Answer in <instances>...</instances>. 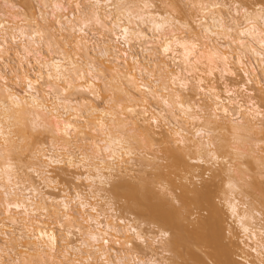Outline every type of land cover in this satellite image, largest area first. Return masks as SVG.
Segmentation results:
<instances>
[{
	"label": "bare ground",
	"instance_id": "1",
	"mask_svg": "<svg viewBox=\"0 0 264 264\" xmlns=\"http://www.w3.org/2000/svg\"><path fill=\"white\" fill-rule=\"evenodd\" d=\"M35 1L0 4V264H203L193 247L212 264H264L259 25L241 35L233 0Z\"/></svg>",
	"mask_w": 264,
	"mask_h": 264
},
{
	"label": "snow or ice",
	"instance_id": "2",
	"mask_svg": "<svg viewBox=\"0 0 264 264\" xmlns=\"http://www.w3.org/2000/svg\"><path fill=\"white\" fill-rule=\"evenodd\" d=\"M43 7H47V5H43ZM56 7H61V5H56ZM143 7L149 8V7H151V5L148 4L147 2H145ZM215 7H219V5H215ZM76 8H80L79 3L76 4ZM228 8H229L230 13H233V10H234V15H235L236 19H239L241 16L243 17L244 24H242L241 27L244 28V31L241 32V35L252 34L254 31H256V28L259 25V27L261 28V37H262V40H264V0H233V2L228 5ZM41 18H43V15L41 16ZM245 25H250L251 27H245ZM0 27H2V25H0ZM155 27L157 28V30H159L161 26L156 25ZM180 47L185 49V56L186 57L191 55V53L189 51H187V45L186 44H181ZM192 47L194 48L195 45H193ZM262 47H264V44H262ZM0 51H2V49H0ZM162 51L165 54H167L171 51L170 42L166 43L165 45L162 46ZM177 79H178L177 77L171 78L173 85L176 84ZM31 86H32V82L29 81L28 87L31 88ZM179 86H180V88H184V87H186V84L181 82ZM165 87L167 88V85ZM177 102H179V97H177ZM164 103L168 104V101H164ZM170 106L171 105H169V107ZM179 107L181 109H183V104H179ZM128 111L132 112L133 109L129 108ZM188 111H190V109ZM151 123L155 124V123H158V121L156 119H152ZM66 127H70V126H66ZM201 134L202 133H198V135H201ZM183 143H184L183 137L180 136L179 133H177L176 145L179 147ZM126 154L131 156L132 152L128 151ZM207 156L209 158V162L215 161L218 159L216 154L212 151H208ZM55 162L61 163L62 161L57 160ZM67 163L69 165H71L72 161L68 160ZM201 163H203V161H201ZM209 179H211V176H209ZM228 188H230V189L233 188V185L230 183L228 185ZM129 191H130V194L135 195L139 192V186L135 185V184L129 185ZM259 191H260V203L262 206H264V170H262V173H261V182L259 185ZM229 207L232 209L233 214H235V211H236L235 207L232 205H229ZM262 212H264V207H262ZM130 230L134 234V239H136V240L142 239V236H143L142 233L137 232L136 229H134V228H132ZM244 231L247 232L248 229L245 228ZM261 235H262V237H264V233H262ZM168 236H169L168 231H161L159 238L165 239ZM93 239H95V237H93Z\"/></svg>",
	"mask_w": 264,
	"mask_h": 264
},
{
	"label": "rangeland",
	"instance_id": "3",
	"mask_svg": "<svg viewBox=\"0 0 264 264\" xmlns=\"http://www.w3.org/2000/svg\"><path fill=\"white\" fill-rule=\"evenodd\" d=\"M7 1V5L9 6V7H11V6H15L16 8H15V11H17V12H19V13H23L24 11H25V5H26V8L28 9L29 7V11H32L33 10V12L34 11H36L37 10V8H38V4H37V1H35V0H25L24 2H25V4L23 5V0H6ZM159 0H155L154 1V4L156 3L157 4V6L159 5V2H158ZM170 1H172V2H174L175 4H178V7L179 8H181V10H187V8H189L188 7V3L187 2H183V1H181V0H170ZM28 4H27V3ZM2 3V0H0V4ZM29 5V6H28ZM36 69V68H35ZM34 69H30L29 68V73H30V75L31 76H33V71ZM40 139L41 140H44V136H40ZM86 150H87V153L89 154V152H90V150H89V148L88 147H86ZM159 153V152H158ZM160 154V155H159ZM159 154H157L159 157H162V155H161V153H159ZM242 161H244V160H242ZM247 161V160H246ZM246 161H244V162H246ZM159 163H165V161L163 162V160H162V162H160L159 161ZM249 167H251V166H249ZM205 169H207V168H203L202 167V169H198L199 170V173H200V175L202 176V178H201V176H200V178L201 179H199V180H197V181H194L195 183H197V184H200V182H202V180H206L207 179V173H206V175H204L203 173H205ZM83 170L82 171H78V174L79 175H82L83 174ZM56 173H58V172H56ZM156 173H157V171L156 170H150V174H148V176H146V179L148 180V181H150V182H155L156 181ZM249 174V173H248ZM250 175H251V177H252V174L250 173ZM255 178H253L252 177V179H253V181H254V179H258V181H259V176H258V178H256V176H254ZM77 177H76V175H74L73 173H67L66 174V177H65V180H64V182L62 183V184H64L67 188H69V189H72V188H76V189H78L79 191H84V185H83V179H76ZM260 181H261V179H260ZM250 182H252L251 181V178H250ZM252 184H250V186H251ZM259 186V185H258ZM257 186V187H258ZM255 187V186H254ZM254 187H252L251 186V188H253L254 189ZM249 189L248 188V190H247V192L248 191H250V190H252V189ZM256 188V187H255ZM155 190L156 191H160L161 192V188L160 187H158V186H156V188H155ZM257 190H258V188H256V189H254V191H256V193L258 194V192H259V190H258V192H257ZM253 191V192H254ZM162 192H165V191H162ZM177 193H178V191H176ZM255 193V195L257 196V194ZM250 194H253L252 192L250 193ZM260 194V193H259ZM258 194V195H259ZM254 194H253V196H255ZM252 196V197H253ZM250 198H251V195L249 196ZM249 198V199H250ZM112 203H113V205H114V209H116V210H118V213H119V216L120 215H123L124 217H126V218H130V219H132L133 217L132 216H129L128 214H123L122 212H121V210H120V207L123 205V201L122 200H120V201H112ZM177 205V204H176ZM227 216H226V214H225V218H226ZM227 219V218H226ZM228 222V221H227ZM230 224V222H228V225ZM231 226H233L232 224H230ZM142 228H143V230H145V233H147V234H151V233H155L157 230L155 229V228H151V227H149V226H147V225H143L142 226ZM233 229H234V227H232ZM74 240H75V238H73ZM192 250H193V252L197 255V254H199L198 256L201 258V260H203V262L205 263V264H212V262L211 261H209V259L208 258H206V256H205V254H204V250H206V249H204L203 250V248L201 249H199L198 247H193V248H191ZM168 257H169V260L171 259V258H173V254H170V255H168ZM174 259V258H173ZM172 259V260H173ZM172 260H170V262H172ZM183 262V261H182ZM182 262L181 261H179V260H177V263L178 264H182ZM202 262V261H201ZM173 263V262H172ZM175 263V262H174ZM173 263V264H174ZM186 263V262H185ZM190 263V262H189ZM203 263V264H204ZM202 264V263H201Z\"/></svg>",
	"mask_w": 264,
	"mask_h": 264
},
{
	"label": "clouds",
	"instance_id": "4",
	"mask_svg": "<svg viewBox=\"0 0 264 264\" xmlns=\"http://www.w3.org/2000/svg\"><path fill=\"white\" fill-rule=\"evenodd\" d=\"M121 150L124 151L125 149L122 147ZM128 151H131V150L128 149L127 152H128ZM115 154H116V153L114 152V153H113V156H115ZM109 159H112V157H109Z\"/></svg>",
	"mask_w": 264,
	"mask_h": 264
}]
</instances>
